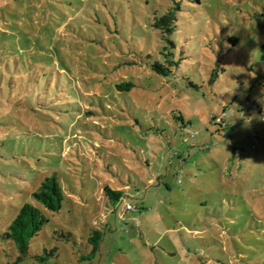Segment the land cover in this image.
I'll return each mask as SVG.
<instances>
[{"label": "rangeland", "instance_id": "rangeland-1", "mask_svg": "<svg viewBox=\"0 0 264 264\" xmlns=\"http://www.w3.org/2000/svg\"><path fill=\"white\" fill-rule=\"evenodd\" d=\"M2 42L0 235L25 203L49 222L0 264H264V0H0ZM53 173L56 213L32 198Z\"/></svg>", "mask_w": 264, "mask_h": 264}, {"label": "trees", "instance_id": "trees-1", "mask_svg": "<svg viewBox=\"0 0 264 264\" xmlns=\"http://www.w3.org/2000/svg\"><path fill=\"white\" fill-rule=\"evenodd\" d=\"M188 1L190 3L200 4L202 0H188ZM180 11H181L180 3H175V5L172 8H170L165 15L156 19V21L153 24V27L161 31L163 38L168 40L171 46H173V43L168 38L173 33V30L175 28V23L177 21V13ZM233 43L237 44L238 39L235 38ZM0 46H3V42L0 43ZM261 52H262V59L264 60V45L261 46ZM44 60L47 61L46 62L47 66H45V70L47 69L49 70L50 69L49 67L51 65H54L55 63L54 61L51 60L50 57L43 58V62L45 64ZM62 64L63 65L67 64V62H63ZM177 65H178L177 62L167 60L166 64L155 62L151 67L155 73L160 74L164 77H168L169 75L172 74L173 68ZM55 66L57 67V64H55ZM60 70L61 71L58 72L59 75L62 74L61 67ZM53 71L56 70H52L50 72ZM256 80H258V77L256 78ZM261 85L264 87V82L261 83ZM114 86L117 92H129L133 89L134 84L131 82L120 84L119 81V83L114 84ZM116 104L118 105V102L114 103L113 105ZM244 104H252L257 106L256 101L250 99L244 102ZM243 112H244V116L247 115V113H258V106H257V112H253L251 109H245V110L243 109ZM174 118L176 120H180L182 122L183 127L186 125L184 118L182 116L180 117L175 116ZM160 132L161 130L157 128H151L143 131V133H145L147 136L158 135ZM126 196H127V190L115 191L108 186L105 187L104 189V197L110 201L113 208L117 207L118 204L122 203L125 200ZM32 198L45 210L54 213L59 212L62 209V205L64 202V191L60 185L57 174L53 173L51 176L45 177L44 180L41 182L37 191L33 192ZM126 206L127 205H125V210L127 211ZM48 222L49 219L44 214L43 210L32 204L25 203L17 211L14 219L8 226L7 230L2 235H0V239L3 241H11L14 243L18 253L17 262H22L29 253L31 240L43 230V228L46 226V224H48ZM102 238H103V229L101 230L95 229L90 232L88 242L92 247L91 249L92 256L98 252ZM39 259L43 260V258H39Z\"/></svg>", "mask_w": 264, "mask_h": 264}, {"label": "built area", "instance_id": "built-area-1", "mask_svg": "<svg viewBox=\"0 0 264 264\" xmlns=\"http://www.w3.org/2000/svg\"><path fill=\"white\" fill-rule=\"evenodd\" d=\"M243 109H251L253 112H257V106L256 105H252V104H244L243 105ZM127 210H131L132 207L130 205L126 206Z\"/></svg>", "mask_w": 264, "mask_h": 264}]
</instances>
